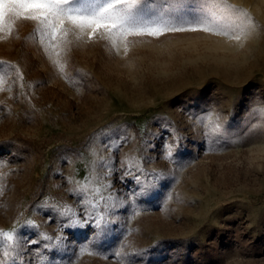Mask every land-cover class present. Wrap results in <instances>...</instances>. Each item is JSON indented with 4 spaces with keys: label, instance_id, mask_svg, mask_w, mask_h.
<instances>
[{
    "label": "rangeland",
    "instance_id": "374dc122",
    "mask_svg": "<svg viewBox=\"0 0 264 264\" xmlns=\"http://www.w3.org/2000/svg\"><path fill=\"white\" fill-rule=\"evenodd\" d=\"M227 3L254 21L240 41L168 32L132 37L116 52L103 40L70 38L63 74L33 22L0 35V61L23 73L22 88L0 92V230L63 237L33 246L24 264H264V0ZM205 114L222 125L219 134L205 135ZM105 161L114 162L110 175ZM129 161L148 174L131 169L142 184H155L136 198L138 214L120 179ZM85 182L93 202L124 201L109 208L104 234L62 229L67 218L56 213L49 221L52 207L71 206L80 218L70 190ZM27 221L37 227H22Z\"/></svg>",
    "mask_w": 264,
    "mask_h": 264
},
{
    "label": "snow or ice",
    "instance_id": "6c2138e0",
    "mask_svg": "<svg viewBox=\"0 0 264 264\" xmlns=\"http://www.w3.org/2000/svg\"><path fill=\"white\" fill-rule=\"evenodd\" d=\"M151 4L152 0H0V35L8 38L13 33L17 21H30L36 25L35 34H38L39 42L45 53L52 60L54 66L62 74L65 65L60 61L63 49L71 43L70 38L76 41L103 40L116 52L121 47L127 50L130 38L140 36L159 37L168 32L203 31L217 36L240 41L246 38L255 27L251 17L240 8L227 3V0H168L164 6L156 12L149 13L143 5ZM188 8V12H181ZM23 73L19 67L8 61H0V92H12L18 84L22 88ZM264 114V109L260 110ZM198 123L206 129V136L217 135L222 130V125L214 121L210 114L201 115ZM121 142H126L120 138ZM112 147V145H109ZM116 144L114 151H117ZM163 145H151V150L156 151ZM167 159H172V150L167 148ZM3 166V161H0ZM104 167L110 175L115 171L114 162H104ZM145 176L139 162L133 164L127 162V168L120 177L133 197L132 205L134 214L136 198L140 197L155 184H142L141 175H134L131 169ZM155 181H159L162 173L152 174ZM131 176L132 180L126 178ZM139 185V190H133L132 185ZM106 189L111 184L104 185ZM78 197V203L82 202L80 218L71 206L62 208L52 207L49 221L55 222V215L67 218L61 222L62 229L86 228L96 231L98 235L104 234L111 221L108 219L109 208L121 207L124 201H113L114 197L100 196L95 202L88 196V184H78L70 190ZM92 191L99 193L100 189ZM105 201L103 207L100 201ZM22 227L36 228L32 221H27ZM36 237L24 240L20 230H0V264H24L22 255L35 251L33 246H41L45 249L59 246L62 236L55 239L47 234L36 233ZM26 244L23 249L21 244ZM27 264H31L28 261Z\"/></svg>",
    "mask_w": 264,
    "mask_h": 264
}]
</instances>
